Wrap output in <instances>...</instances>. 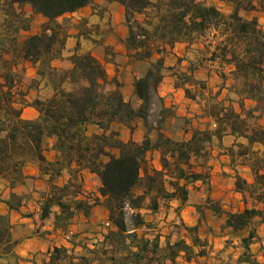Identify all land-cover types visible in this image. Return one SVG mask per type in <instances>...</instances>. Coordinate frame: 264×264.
I'll use <instances>...</instances> for the list:
<instances>
[{
    "label": "trees",
    "instance_id": "16d2710c",
    "mask_svg": "<svg viewBox=\"0 0 264 264\" xmlns=\"http://www.w3.org/2000/svg\"><path fill=\"white\" fill-rule=\"evenodd\" d=\"M104 1L124 7L128 32L122 41L133 61L149 64L133 82L137 104L125 99L121 84L109 78L102 61L90 52L79 53L80 42L68 58L69 67L58 69L52 64L63 58L67 38L59 19L94 5V0H4L8 10L0 16V187L8 189L9 196L0 195V201L33 219L35 233L46 235L44 228L50 224L53 231L71 239L72 250L55 246L42 264H92L98 251L76 244L77 237L71 238L69 231L79 214L89 216L97 205L108 210L113 228L105 236V244L110 245L103 252L111 264H176L181 252L193 261L205 254L203 249L195 251L202 246L198 226L181 224L192 245L180 239L168 242L166 251L160 249L159 236L150 239L137 230L147 226L142 210L157 213L171 201L187 204L197 182L209 187L210 176L201 169L210 167L213 150L219 146L236 170L235 190L245 208L225 212L219 201L208 196L197 206L198 213L201 217L207 211L216 217L226 214L225 228L247 233L237 264H264L251 251L259 238L258 227L264 225V30L257 18L243 15L254 10L264 13V0H224L233 7L229 15L199 0ZM26 6L46 22L41 33L20 40V32L30 29L23 18ZM199 42L204 45L201 54L189 60L187 69H181L184 57H178L174 66L166 64L178 43L191 48ZM204 60L221 70L230 68L228 90L237 97L239 109L232 100L227 105L219 100L227 87L226 72H219L223 84L217 93L196 77ZM21 62L36 68L37 78L26 90ZM167 71L175 88L201 105L197 117L213 122L215 128L211 124L196 128L184 139L167 132L172 119L183 121V131H190V121L177 117L159 95ZM42 84L52 94L29 100L30 91ZM246 101L252 105L246 106ZM26 107L36 109L37 118H25ZM138 121L145 128L144 139L124 141L117 126L133 129ZM228 135L235 140L225 147L222 139ZM48 140H53L54 161L46 156ZM154 151L160 156V170L149 163ZM28 164L37 165L40 176L47 178V190L39 196L27 187V181L36 178L25 173ZM241 167L249 168L252 182L240 174ZM84 170L100 180L99 195L92 199L84 193ZM65 174L68 181L59 184ZM32 204L34 211L29 210ZM19 245L9 216L0 214V262L23 264L26 260L16 251ZM77 247L82 254L75 252ZM260 252L264 258V246Z\"/></svg>",
    "mask_w": 264,
    "mask_h": 264
},
{
    "label": "crops",
    "instance_id": "0c3cea01",
    "mask_svg": "<svg viewBox=\"0 0 264 264\" xmlns=\"http://www.w3.org/2000/svg\"><path fill=\"white\" fill-rule=\"evenodd\" d=\"M102 2L104 1L102 0ZM110 7H114L116 9V12H114L112 16V18L114 19V21H112L113 26L116 27L118 25H122L125 22L124 7L118 3H112L110 4ZM71 14L79 15L80 18L85 21L92 20L93 23L97 22L96 18L102 17V12H99V10L96 9L94 5L84 7L79 11ZM120 28H122L121 36H126L128 30L125 27ZM80 34L81 33L77 31L72 34V36L68 37L69 40H75L76 43L74 47H76V44L80 42L79 39L84 38ZM104 44L107 46V49H103V52H101L100 54L97 55L94 50L91 51V53L94 54L100 61H102L104 65L106 64L107 59L111 57L110 52L118 56L117 54H122L126 47L125 44L118 47L117 42ZM107 51H110V54H108ZM190 52V48H188L185 43H178L174 47L172 54H170L169 57L166 58V64L168 66H174L177 63L178 57H184L185 60L183 61L182 65L185 63H187L188 65L189 60H195L198 57L192 56ZM71 54L72 53H69V56ZM63 57L66 56L63 55ZM171 57L173 58V63L169 62V58ZM60 60L61 59L54 60L53 65L55 62H58ZM127 61L126 63H128ZM118 68L120 69V67ZM106 70L110 79L120 81L123 67L121 68V70H119V72H116V70H110V67L106 65ZM202 70L206 72V75L202 74V76L198 77V73ZM209 72H211L210 69H202V67H200L195 71V75L198 79L208 81ZM139 76L141 75L134 74V77H132V79L130 80L129 88L130 97H132V100L136 101L137 103H139V101L134 95L133 82L135 78ZM228 86L229 85H227V87ZM158 92L159 95L164 99V105L166 107H171L173 110H176L175 114L177 117L186 116L190 118L193 116V114H187L186 111L182 109L184 106L190 107V109L196 107V113H199L197 109H201L198 103L191 101L185 97L183 90L175 88L174 78L171 76V72L169 71L166 72L164 81L160 85ZM227 94L230 95L229 90L224 88L222 90V95L226 96ZM28 108L31 114V117L29 119L37 118L38 112L36 111V109H34L33 107ZM172 121L174 120H169L168 125H170ZM117 128H122L123 131V128H126V126L118 125ZM133 129L138 132V136L140 134V138L134 139V135L133 137L132 135H129L127 139H124L122 136L121 138L124 141H129L131 139L138 142L142 141L145 137L143 123L140 121L134 123ZM191 134L192 131H189L188 133L183 131L182 136L186 135V138H188L191 136ZM226 139H233V141L230 142V144H227ZM234 140L235 137L233 136H224L222 139V144L225 147H229L233 144ZM46 156L50 161H54L56 159V152L53 149V140H48ZM149 163L151 167L158 170L161 169L160 156L158 152L154 151L149 154ZM209 166V168L201 169L203 172H207L210 176L209 187L205 186L202 182H197L194 189L193 187H191L192 191L190 194L189 202L187 204H181L179 201H171L165 208H162L157 213L151 212L146 209L142 210L147 226L138 229L137 232L140 236L145 235L150 239H154L156 236H159L160 249L162 251L167 250L168 242L173 244L180 239H185L188 244L192 245V238L188 235L181 224H185L189 227L198 226V237L201 239L202 246H196L195 251L198 252L199 250L203 249L205 251V254L193 261H188L185 253L181 252L176 258V264H237L239 258L245 251L242 245V238L247 236V233H234L231 229L225 228L224 224L226 220V214L222 215L221 217H216L214 216L212 211H207L206 215L204 217H201L198 213L197 206L203 204L208 196H210L213 200L219 201L225 212H237L245 208L242 195L235 190L236 170L231 165L230 158L224 153V151L220 150L219 146L214 148L213 158L210 161ZM241 168L249 171V168L247 167ZM24 171L27 175L36 177L34 180L27 181V187L30 190L34 189L35 196H39L41 192L47 190V178L40 176V171L37 165L28 164L25 167ZM83 178L85 196H89V192L87 191H90L91 189L88 186L91 180H94V183L99 190L100 180L95 174H92L89 170H84ZM68 179L69 176L65 174L58 180V183L64 184L68 181ZM246 179L249 182L253 181L252 176L246 177ZM96 195H99V193L97 192ZM8 196L9 190L5 189L2 198H7ZM35 209L36 207L34 204L29 207V210L31 211H34ZM24 211H27V209H24ZM0 214L8 215L10 218L11 224L13 226L14 237L20 240V245L17 247L16 251L21 257L26 260L25 262H23V264H33L32 262L42 264L45 260H48V251L55 246H64L69 248L70 250H72L73 248L71 242L67 240V235L61 231H53V228L50 224H48L44 228V230L48 231L46 235L35 233L37 225L33 219L25 217L20 212L10 210L8 206L1 201ZM108 221H110L108 210L102 205H97L93 207L89 216L79 214L74 219V221L70 225L69 234L76 236L82 233V230L80 228L82 223L94 226V228H96L95 226L98 223H106ZM176 225H180L181 227L179 229H174ZM111 229L113 228H110V230ZM108 232L107 230H103L102 237H100L101 234H98L97 236L99 238V241L103 242ZM257 233L259 238L251 245V251L260 262L264 263V258L260 252L261 246H264V225H260L258 227ZM56 238H63L62 243H53L52 240ZM94 242H97V239L94 240ZM40 251L45 252L42 262H39L37 259L33 260L34 255H36V253ZM76 251L77 248L75 249V252ZM27 257L31 258V260H27ZM166 264H171V261H167Z\"/></svg>",
    "mask_w": 264,
    "mask_h": 264
},
{
    "label": "rangeland",
    "instance_id": "374dc122",
    "mask_svg": "<svg viewBox=\"0 0 264 264\" xmlns=\"http://www.w3.org/2000/svg\"><path fill=\"white\" fill-rule=\"evenodd\" d=\"M199 1L210 4V5H215L226 15H229L232 12V8H233L232 5L224 0H199ZM3 2L4 0H0V16H2L5 13V11L8 10L7 7L3 5L4 4ZM94 6L96 9L99 10V12H102V17L96 18V21L98 23L97 22L93 23L92 20L85 21L81 19L79 15H72V14H67L64 17L59 19V22L63 23L65 26L67 38H66L65 47L62 53V55H65L66 57H63L60 61L54 63V66L57 67L58 69H66L67 67H69L68 58L72 55L71 54L69 56V53H74V51L76 50V47H74L76 42L73 39L69 40L68 37L72 36V34H74L77 31H79L81 34H85L84 38L79 39L80 41L79 53H87V52L91 53V51L94 50L95 53L98 55L101 52H103V49L104 50L107 49V46L104 43L109 44V43L117 42L118 47L124 45L122 40L125 36H121L122 28L120 27H123V28L125 27L127 29L126 23L124 22L122 25H118L116 27H114L112 24V21H114L112 16H113V13L116 12V9L114 7H110L109 3H106L105 1L102 2V0H94ZM23 12H24L23 18L25 19V24L28 25L30 29L28 32H24V31L20 32L19 34L20 40H23L26 36L30 34L41 33L42 26L46 22L45 18L33 13L31 8L28 6L23 8ZM243 15L244 17L249 18V19L257 18L260 27L264 30V13L263 12L259 10H254V11L243 12ZM203 47H204L203 42H199L194 47L190 48L191 50L190 53L192 54V56L199 57L201 54L199 50L200 48H203ZM107 52L108 54L111 53L110 54L111 57L107 59L105 67L106 65H108L110 67V70L112 71L116 70V72H119V70H121V68L123 67V72L121 74L120 81H118L121 84V90L126 100L131 101L134 104H137V102L133 101L132 97H130V92H129L130 80L132 79V77H134V74L142 75L145 69L147 68V66L149 65L148 62L133 61L129 56V51L127 47H125L124 52L122 54H117L118 56L114 55V53L110 51H107ZM126 61L128 63H126ZM169 62L173 63L172 57L169 58ZM118 67H120V69ZM201 67L202 69H210L211 72L208 73L207 83H208V86L213 91V93H217L223 84V79L219 73L221 70L219 65L212 64L204 60L201 64ZM20 68H25L23 88L26 90L31 80L33 78H37L36 68L29 62H21ZM181 69H184V70L187 69V63L181 65ZM222 70L226 72L229 76L226 84L231 85L232 79L229 75L230 68L224 67ZM201 72L198 73V77L202 76V74L206 75V72H204V70H202ZM225 88L228 89V87H225ZM51 94H52V90L49 87H46L42 84L40 89L30 91L29 100H33L34 98H37V97L45 99L49 97ZM219 100H222L226 105L229 104V102L232 100L235 108L239 109L238 99L234 95L227 94L225 96V95H222L221 93V95L219 96ZM251 105L252 103H250V101H246V106L250 107ZM199 106L201 108V105ZM182 109L186 111L187 114H193V116L190 118L186 116L184 117L186 118V120L190 121V126H189L190 131H193L196 128H205L208 124H211V127L215 128V125L213 124V122L208 123L206 118L197 117L198 113H196L195 111L196 107L195 108L193 107V109H190V107L184 106ZM197 110L199 112L201 111V109H197ZM174 111L176 112V110ZM23 115L27 119L31 117L28 107L24 109ZM183 124H184L183 121L178 122L174 120L172 121V123H170L167 132L176 139H184L186 138V135L182 136V133H183L182 125ZM117 129L120 131V134L124 139H127L129 135H132V137L134 135V139L140 138V134L138 136V132H136V130L132 128L126 127V128H123V131H122V128H117ZM226 140H227V144H230V142L233 141V139H226ZM239 172L244 178L251 176L249 171H246L242 168H239ZM88 186L91 189L90 191H87V192H89V196L93 198V195L97 194L98 192V188L96 187L94 180H91ZM3 188H4L3 186L0 187V195L4 194ZM95 227L96 228H94V226H90V225L82 223L80 227L82 230V233L76 235L77 239H75V242L78 245L81 244V245L87 246L88 248L95 249L98 251L94 259L92 260V264H111L110 259L108 257H103L104 250H106V248H108L110 244H105L104 241L103 242L99 241V238L97 236L98 234L99 235L101 234L100 237H102L103 230H107L108 232L111 227L106 226V223H98ZM69 236H71V238L73 237L70 234ZM96 239H97V242H94V240ZM67 240L71 241L69 237ZM62 241H63V238H56L52 240L53 243L55 242L58 244H61ZM76 252L77 254H82L83 249L81 247H77ZM44 255H45V252L40 251L36 253V255H34L33 260L37 259L39 262H42ZM26 259L31 260V258L29 257H27ZM0 264H4V263L0 262Z\"/></svg>",
    "mask_w": 264,
    "mask_h": 264
},
{
    "label": "built area",
    "instance_id": "2783aa9c",
    "mask_svg": "<svg viewBox=\"0 0 264 264\" xmlns=\"http://www.w3.org/2000/svg\"><path fill=\"white\" fill-rule=\"evenodd\" d=\"M106 226H108V227H110L111 226V224H110V222L108 221V222H106Z\"/></svg>",
    "mask_w": 264,
    "mask_h": 264
}]
</instances>
